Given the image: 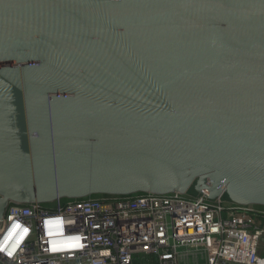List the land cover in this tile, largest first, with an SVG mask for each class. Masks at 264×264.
I'll return each mask as SVG.
<instances>
[{
  "label": "water",
  "instance_id": "1",
  "mask_svg": "<svg viewBox=\"0 0 264 264\" xmlns=\"http://www.w3.org/2000/svg\"><path fill=\"white\" fill-rule=\"evenodd\" d=\"M193 187L264 205V0H0V216Z\"/></svg>",
  "mask_w": 264,
  "mask_h": 264
},
{
  "label": "built area",
  "instance_id": "2",
  "mask_svg": "<svg viewBox=\"0 0 264 264\" xmlns=\"http://www.w3.org/2000/svg\"><path fill=\"white\" fill-rule=\"evenodd\" d=\"M51 203H8L0 264H264V212L228 201L225 191Z\"/></svg>",
  "mask_w": 264,
  "mask_h": 264
},
{
  "label": "rangeland",
  "instance_id": "3",
  "mask_svg": "<svg viewBox=\"0 0 264 264\" xmlns=\"http://www.w3.org/2000/svg\"><path fill=\"white\" fill-rule=\"evenodd\" d=\"M197 190L195 189V187L191 188L189 190V195L191 196H196L197 195ZM104 196H109V195H104ZM51 203V202H50ZM52 204V203H51ZM257 206L258 209H260L261 211L264 212V205L263 204H255ZM263 244L261 245V254L264 256V239H263Z\"/></svg>",
  "mask_w": 264,
  "mask_h": 264
},
{
  "label": "trees",
  "instance_id": "4",
  "mask_svg": "<svg viewBox=\"0 0 264 264\" xmlns=\"http://www.w3.org/2000/svg\"><path fill=\"white\" fill-rule=\"evenodd\" d=\"M90 197H94V198H102L104 196H100V195H94V196H90ZM106 197V196H105Z\"/></svg>",
  "mask_w": 264,
  "mask_h": 264
},
{
  "label": "crops",
  "instance_id": "5",
  "mask_svg": "<svg viewBox=\"0 0 264 264\" xmlns=\"http://www.w3.org/2000/svg\"><path fill=\"white\" fill-rule=\"evenodd\" d=\"M227 200L230 201V202H234V201H232L228 196H227ZM234 203H236V202H234ZM262 244H263V243H262ZM262 244H261V245H262Z\"/></svg>",
  "mask_w": 264,
  "mask_h": 264
}]
</instances>
